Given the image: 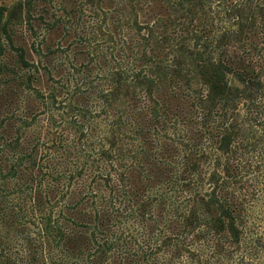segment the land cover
<instances>
[{
	"label": "trees",
	"instance_id": "obj_1",
	"mask_svg": "<svg viewBox=\"0 0 264 264\" xmlns=\"http://www.w3.org/2000/svg\"><path fill=\"white\" fill-rule=\"evenodd\" d=\"M89 2L0 0V264H264V0Z\"/></svg>",
	"mask_w": 264,
	"mask_h": 264
},
{
	"label": "rangeland",
	"instance_id": "obj_2",
	"mask_svg": "<svg viewBox=\"0 0 264 264\" xmlns=\"http://www.w3.org/2000/svg\"><path fill=\"white\" fill-rule=\"evenodd\" d=\"M18 1L21 0H1V5H3L6 8H10L12 7L15 3H17ZM56 1V2H55ZM60 1H63V3L65 4L66 8H68L69 10L73 11L76 13V11H80L82 10V8L84 7L86 9V11L84 12V16L83 19L84 21H89V18L87 17V15H89V12L92 11V9H94V7H92L93 3L95 4L96 2H89L90 0H53V8L54 10H57V8L59 7L57 4L60 3ZM39 5H41L42 3H44L43 1H39L38 2ZM60 14V12H58ZM22 18L23 15L21 14ZM22 18L20 16H12L11 17V23L12 24H16L17 28L19 27V25L22 23ZM6 19L9 20V18L6 15ZM64 23L66 24V31H69V35L68 37L64 38L61 42L64 43V46H71V47H88L90 48V51L92 53L91 57H83L81 61L83 62H91V60L93 58L97 57V54H100L102 49L106 50V47H99V43L102 41V37H100L98 34L94 33V34H90V31L92 30V28L89 26H83L81 25V22L79 23V20L75 17V16H71V18H68L64 21ZM27 39V38H26ZM109 53V52H107ZM110 54V53H109ZM108 54V55H109ZM107 55V54H106ZM102 56V54H101ZM99 56V57H101ZM104 61V60H101ZM94 64V63H93Z\"/></svg>",
	"mask_w": 264,
	"mask_h": 264
}]
</instances>
